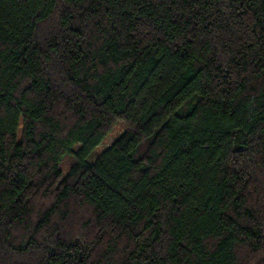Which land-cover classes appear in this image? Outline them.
<instances>
[{
    "label": "trees",
    "instance_id": "1",
    "mask_svg": "<svg viewBox=\"0 0 264 264\" xmlns=\"http://www.w3.org/2000/svg\"><path fill=\"white\" fill-rule=\"evenodd\" d=\"M0 264H264V0H0Z\"/></svg>",
    "mask_w": 264,
    "mask_h": 264
},
{
    "label": "rangeland",
    "instance_id": "2",
    "mask_svg": "<svg viewBox=\"0 0 264 264\" xmlns=\"http://www.w3.org/2000/svg\"><path fill=\"white\" fill-rule=\"evenodd\" d=\"M122 131H123V127L121 123L117 122L112 128L111 132L106 137L103 144L93 151L92 155L89 157V160L92 161L95 158V156L99 154L100 152H102L106 146L112 144L118 138V136L122 133Z\"/></svg>",
    "mask_w": 264,
    "mask_h": 264
}]
</instances>
